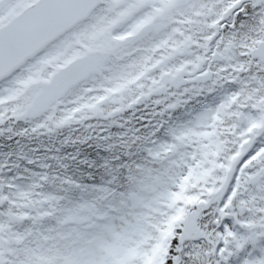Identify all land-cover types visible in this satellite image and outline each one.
<instances>
[{
  "label": "snow or ice",
  "instance_id": "snow-or-ice-1",
  "mask_svg": "<svg viewBox=\"0 0 264 264\" xmlns=\"http://www.w3.org/2000/svg\"><path fill=\"white\" fill-rule=\"evenodd\" d=\"M0 264H264V0H0Z\"/></svg>",
  "mask_w": 264,
  "mask_h": 264
}]
</instances>
